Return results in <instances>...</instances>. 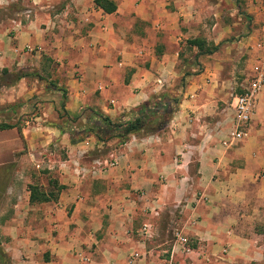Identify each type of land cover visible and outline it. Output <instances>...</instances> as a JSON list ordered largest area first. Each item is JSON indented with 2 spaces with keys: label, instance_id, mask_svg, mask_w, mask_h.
I'll use <instances>...</instances> for the list:
<instances>
[{
  "label": "crops",
  "instance_id": "0c3cea01",
  "mask_svg": "<svg viewBox=\"0 0 264 264\" xmlns=\"http://www.w3.org/2000/svg\"><path fill=\"white\" fill-rule=\"evenodd\" d=\"M15 1L0 0V10ZM23 1L35 15L0 22V67L19 60L25 68H37L49 61L67 99L63 108L60 92L46 91L41 97V113L28 129L36 136L31 155L42 157L53 150L56 157L65 151L66 157L45 166L64 188L41 203H31L29 191L31 211L19 209L15 218L23 219L9 222L13 230L7 245L26 257L12 255V264H236L237 254L248 245L238 235L242 228L236 197L264 169V162L252 156L264 149V88L248 137L230 148L224 145L228 135L220 136L217 129L228 118L231 123L234 112L231 107L220 109L216 100L213 113L218 120L208 123L205 117L213 103L194 91L196 79L183 89L171 121L157 133L132 134L124 143L116 139L107 144L90 136L72 145L58 127H66L60 118L65 112L80 127L88 108L113 120L127 118L133 108L167 93L175 73L169 49L175 16H186L187 25L202 23L207 10L203 0H110L117 6L112 14L95 0ZM55 3L61 5L57 10ZM172 4L178 12L167 9ZM248 11L254 13L251 7ZM252 23L254 33L247 42L257 40L246 48L252 64L242 83L256 65L264 67V20ZM219 25L218 20L215 27ZM219 34L212 44L220 45L215 41ZM242 143L246 163L230 172V151L240 153ZM111 157L118 160L116 167L98 166ZM51 182L49 189L39 186L47 194L57 191ZM144 225L152 237L142 234ZM174 227L193 243L190 253L168 237ZM41 249L49 251V260L38 259Z\"/></svg>",
  "mask_w": 264,
  "mask_h": 264
},
{
  "label": "rangeland",
  "instance_id": "374dc122",
  "mask_svg": "<svg viewBox=\"0 0 264 264\" xmlns=\"http://www.w3.org/2000/svg\"><path fill=\"white\" fill-rule=\"evenodd\" d=\"M203 3V8L207 10L204 17H201L202 23L193 20L191 23H195L187 25L184 23L187 20L186 16H175L177 21L175 25L176 33L173 32L175 39L169 44L172 54L170 60L174 61L175 73L171 74V81L165 87L167 93L164 94L183 97V89L185 90L189 84L192 85L191 82L194 79L198 80L194 91L202 94L205 98H210L213 103L209 105L210 113L208 112L205 118L208 119V123H216L218 117H215L213 113V109H216L217 106L216 102L220 100V109L231 106L232 94L240 93V84L246 77L245 73L248 67L252 64V57L247 54L246 48L247 46L251 48L250 46L257 39L255 38L256 40L254 39L249 45L248 37H251L254 33L252 31L254 23L252 22L260 20V23H262V20H264V0H203ZM57 4H54L56 10L61 6ZM173 4L168 5L167 9L176 13L178 10ZM250 7L253 8L254 13H249L248 9L250 10ZM28 10L31 12H28ZM34 15V11L28 8L26 1L18 0L0 10V22L20 19L29 20ZM196 15L198 16L197 13H194L193 17H196ZM218 20L223 25L216 28L215 23ZM234 27L238 29L233 30ZM11 32L14 31L9 32V35L11 34V37H13ZM218 32H221L218 35L219 39L215 40L218 44H221L218 54L203 55L197 59L195 56L199 50L191 47L188 44L189 40L198 38L205 40L207 46H210L214 42L213 36ZM209 37L211 38L208 39ZM25 50H28L27 47ZM24 66L17 60L10 67H0V75L4 69H8L12 74L20 72L33 73L36 71L45 78L42 81L36 76H31L22 79L12 87L0 85V124L14 126L13 129L0 131V245L7 256L11 258V262H13L12 255L15 258L17 255H21L23 258L26 257L17 253V251H13L7 245L11 240L13 230V226L11 227L9 222L13 223L12 219L17 221L20 218L23 219V216H16L15 218V214L19 209L31 211L27 196L28 186L32 182L33 184L46 185V189H49L48 182L58 180L56 174L48 171L45 166L56 159L60 160L66 157L65 151L62 150L57 157L53 154L55 152L53 150L45 153L47 155L42 157L31 155L35 154V149L31 146V140L34 141L36 136L32 137V133L28 129L35 127L37 122L35 117L41 113V104L45 102L41 97L46 91L52 92L47 89V86L50 83L57 84V82L50 71L49 61L37 68H25ZM183 80L185 81L184 86ZM228 113L230 114L229 110ZM67 117L62 118L61 125L73 130L79 128V125L73 119ZM129 118L130 115L124 119ZM231 129L232 125L228 118V121L218 126L217 132L220 136H229ZM244 146L245 143L238 146L237 150L240 151L238 154L235 153L237 152L235 150L230 151L234 152V163L230 166V172H235L237 167L243 169L246 163L244 158H248L246 150H243ZM252 156L257 163L264 162V149L260 153L254 151ZM256 175V183L253 186H247L243 194L236 197L238 201L235 205L241 212L239 219L242 228L238 235L248 244L243 251L244 253L237 254L236 264H264V178L262 177L264 176V169H258ZM53 191L55 192V190ZM15 225L17 224L15 223ZM28 225H30V221ZM175 227L171 228L168 234V237H171L172 240H175ZM38 259L42 261L49 260V251L41 249ZM0 264H3L1 259Z\"/></svg>",
  "mask_w": 264,
  "mask_h": 264
},
{
  "label": "trees",
  "instance_id": "16d2710c",
  "mask_svg": "<svg viewBox=\"0 0 264 264\" xmlns=\"http://www.w3.org/2000/svg\"><path fill=\"white\" fill-rule=\"evenodd\" d=\"M95 4L102 8L106 13L112 14L117 10V6L110 0H95ZM188 44L191 47L198 48L199 52L196 54L198 59L202 55H212L219 51L220 45L211 44L207 46L205 40L193 39L189 40ZM36 76L39 80L44 81L45 78L39 72L33 73H16L12 74L8 69H4L0 75V85L4 87H12L24 78ZM185 81L183 80V86ZM47 89L52 92H60L63 98V108L66 102V90L59 87L57 84L50 83ZM182 100L181 96L175 97L169 94H160L153 97L149 102H146L130 111V118L128 120L119 118L111 119L107 114L103 113L97 108H88L89 113L86 122L83 126L76 129L68 127H59L61 133L68 134L72 145H77L84 142L90 136H94L101 144H107L112 140H119V143L127 141L132 134H153L163 130L171 121L173 114L176 112ZM67 116V113L61 114L60 118ZM68 118V117H67ZM14 126L7 124H0V131L13 129ZM56 187L55 191L58 193L64 186L58 185L57 181L51 182ZM30 202L41 203L50 201V198L55 197V192H48V194L41 189L38 184L29 185ZM0 259L3 264H12L11 258L0 245Z\"/></svg>",
  "mask_w": 264,
  "mask_h": 264
},
{
  "label": "built area",
  "instance_id": "2783aa9c",
  "mask_svg": "<svg viewBox=\"0 0 264 264\" xmlns=\"http://www.w3.org/2000/svg\"><path fill=\"white\" fill-rule=\"evenodd\" d=\"M28 50L33 51L32 48L27 47ZM264 88V67L256 65L251 74L240 86V93L236 94L231 102V108L234 112L231 122L232 129L228 139L224 141V145L229 148L243 142L249 135V129L255 108L258 101L259 94ZM118 164L116 158L111 157L105 162L99 163L98 166H103V170L114 168ZM142 234L145 237H152V233L148 225L142 228ZM174 238L186 253L191 252L189 246V239L181 230L174 231ZM135 257V256H134Z\"/></svg>",
  "mask_w": 264,
  "mask_h": 264
}]
</instances>
